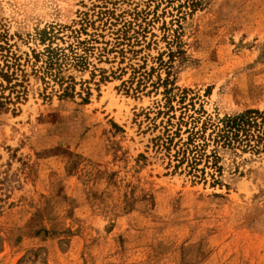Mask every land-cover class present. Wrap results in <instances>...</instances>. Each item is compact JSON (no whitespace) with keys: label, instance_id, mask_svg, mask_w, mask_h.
<instances>
[{"label":"rangeland","instance_id":"374dc122","mask_svg":"<svg viewBox=\"0 0 264 264\" xmlns=\"http://www.w3.org/2000/svg\"><path fill=\"white\" fill-rule=\"evenodd\" d=\"M0 55V264H264V147L213 132L264 111V0H0Z\"/></svg>","mask_w":264,"mask_h":264},{"label":"trees","instance_id":"16d2710c","mask_svg":"<svg viewBox=\"0 0 264 264\" xmlns=\"http://www.w3.org/2000/svg\"><path fill=\"white\" fill-rule=\"evenodd\" d=\"M1 58H4V67L7 68V72L2 73L5 80L7 81L4 84L3 81L0 80V111L8 109V105L12 102L13 103V96L6 95L5 90L7 88L10 91L16 92L15 98L20 99L21 94L17 91L18 83L10 84L12 80L15 78V71L9 70L13 69L15 65H17L15 61L13 64L10 63V59H8L7 55H0ZM207 125V124H206ZM199 131L192 132V136H190V141H194L195 137L206 138L204 133L206 132L207 126ZM201 132V133H200ZM214 134V141L217 143L222 142V147H227L234 149L237 146L245 145L246 149H251L253 151H260L262 147H264V111H260L257 109H248L242 113L228 116L223 119V126L213 130ZM212 135V133L210 134ZM197 150V145H194L192 150ZM187 151V149H186ZM185 154V152H184ZM202 156V154H201ZM198 158L196 156L191 157V164L195 167L198 163L196 162ZM220 157L218 155L214 156V165L216 166ZM217 167V166H216ZM219 168V167H217Z\"/></svg>","mask_w":264,"mask_h":264}]
</instances>
